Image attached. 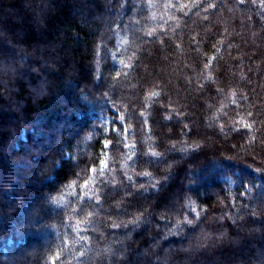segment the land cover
<instances>
[{
  "label": "trees",
  "instance_id": "16d2710c",
  "mask_svg": "<svg viewBox=\"0 0 264 264\" xmlns=\"http://www.w3.org/2000/svg\"><path fill=\"white\" fill-rule=\"evenodd\" d=\"M0 264H264L261 0H0Z\"/></svg>",
  "mask_w": 264,
  "mask_h": 264
},
{
  "label": "snow or ice",
  "instance_id": "6c2138e0",
  "mask_svg": "<svg viewBox=\"0 0 264 264\" xmlns=\"http://www.w3.org/2000/svg\"><path fill=\"white\" fill-rule=\"evenodd\" d=\"M240 2L243 3V0H240ZM261 4L264 5V0H261ZM168 6L171 7L170 4H169ZM214 6H215V5H213V4H210V5H209V7H214ZM181 7H183V6H181ZM206 67H207V65H206ZM156 95H159V93L152 92V93L149 94V98H151V96H156ZM141 115H143V113H141ZM251 115H252V113L249 112V113H248V116H251ZM121 119H123V117H121ZM240 123H242V126H243L244 128H248L249 130L252 129V124L247 123V122H244L243 120H241ZM114 131H115V129H114ZM124 131L126 132L127 129H124ZM252 139L254 140V139H255V136H253ZM110 143H111V142L106 141V142H105V147H108ZM125 147H133V146H132V145H125ZM150 154L153 155V156H159V155H160V154L157 153V152H152V153H150ZM128 159H132V157L129 156ZM100 163H101V168H100L99 170H97V169H90L89 171H90V172H97L98 174L102 175V174H103V170L107 168V162H106V160H101ZM143 174H144V175H151L150 173H147V172H145V173H143ZM92 179H94V177H89L88 180H85V181H84V184H83V185H80V187H81L82 189H88L87 191L84 192V195H85V196H88V195H89V192H90V191H93L92 189L88 188L89 182H90V180H92ZM69 187H71V185H69ZM153 187H156V185H153ZM192 211H193V212H196V209L193 208ZM89 215H91V213H89ZM197 216H199V212H197ZM185 222H186V223H189V224L192 223L191 220H186ZM119 226H120V225H118V224H113V227H119Z\"/></svg>",
  "mask_w": 264,
  "mask_h": 264
},
{
  "label": "rangeland",
  "instance_id": "374dc122",
  "mask_svg": "<svg viewBox=\"0 0 264 264\" xmlns=\"http://www.w3.org/2000/svg\"><path fill=\"white\" fill-rule=\"evenodd\" d=\"M92 115L98 119H100L101 121L105 122L107 124V126H110L111 121L114 119V116L111 114H105V113H100L98 111H93ZM121 119L119 118L118 121H120ZM10 242V241H9Z\"/></svg>",
  "mask_w": 264,
  "mask_h": 264
}]
</instances>
